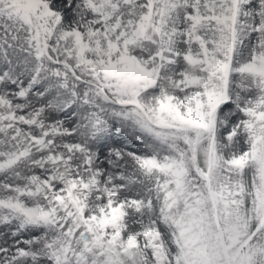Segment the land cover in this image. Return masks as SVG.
Listing matches in <instances>:
<instances>
[{
    "label": "snow or ice",
    "instance_id": "6c2138e0",
    "mask_svg": "<svg viewBox=\"0 0 264 264\" xmlns=\"http://www.w3.org/2000/svg\"><path fill=\"white\" fill-rule=\"evenodd\" d=\"M0 264H264V0H0Z\"/></svg>",
    "mask_w": 264,
    "mask_h": 264
}]
</instances>
